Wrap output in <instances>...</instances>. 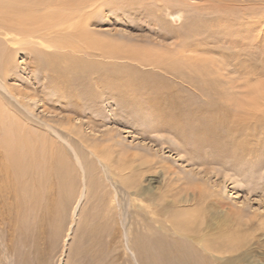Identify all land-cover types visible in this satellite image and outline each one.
<instances>
[{"label":"rangeland","instance_id":"374dc122","mask_svg":"<svg viewBox=\"0 0 264 264\" xmlns=\"http://www.w3.org/2000/svg\"><path fill=\"white\" fill-rule=\"evenodd\" d=\"M43 1L42 14L67 16L22 44L0 35V264L189 263L179 235L150 231V214L136 224L135 202L184 211L222 261L264 264V0ZM43 121L77 149L113 151V165L117 151L133 172L122 182L145 192L82 156L85 173L64 172L30 133ZM15 133L31 145L7 146ZM139 156L156 169L137 175Z\"/></svg>","mask_w":264,"mask_h":264},{"label":"bare ground","instance_id":"6f19581e","mask_svg":"<svg viewBox=\"0 0 264 264\" xmlns=\"http://www.w3.org/2000/svg\"><path fill=\"white\" fill-rule=\"evenodd\" d=\"M59 1H62V2H60V4H58ZM86 1H89L88 4H90V2H92L93 0H67V1L66 0H53V3L55 2V4H58V6H60V5L63 6L66 3L67 5H71V6L75 7V8L76 7L78 8V7H80L82 5L83 2H86ZM28 2H27V0H0V35H3L4 37L6 35L11 34V33H13L15 35H18L23 40V41H21V44H22V43H25L26 41H30L31 38H34V37H37V36L40 37V34H42L43 32L47 31L49 28H51V25L52 24H56L58 21H60L61 18H58V16L60 17V12H62V15H64L63 16V19L65 18V16H67V14L64 13L63 11H58L57 13H55L53 11H49V12H46V13L44 12V14H42L43 11L40 12V9L45 5V3H44L43 0H41V1L32 0V2H30V0H29ZM224 4H226V2H224L223 5ZM51 6H53L52 5V2H51ZM46 9H48V8H45V11H46ZM80 9H82V8H80ZM69 18H71V17H69ZM11 22H15V23H11ZM86 33H87V31H86ZM86 33H81V36L84 37L85 39H88L89 44L92 43L91 45H93V43H95V42L94 41H91V38H90L89 34L87 33L88 34L87 35ZM78 34L80 35L79 31H78ZM12 38H14V37H11V40H12ZM108 43H110V42H108ZM56 44H58V42ZM112 44L113 43H110V45H108V46H112ZM50 45L53 46L54 44L52 43ZM108 50L111 51V47L108 48ZM0 88L5 89L6 92L8 91L1 84H0ZM10 96L12 98L16 99L13 94H11ZM11 124H13V125L15 124V126H13V127L15 128L16 132L18 131V133H19L20 132L19 129L21 128V125L19 124V122L14 121ZM42 126H43L44 129L41 128V130H38L36 133L35 132L32 133V131L30 133H31L32 137L35 140L38 141V142L36 141L37 142L36 144L41 143L42 141H45V142L48 141L49 145H47V146H48L49 152H51V154L54 155L55 157L57 156L56 157L57 158V163H59V166L61 168H63L64 172H68V173L71 174V171L72 170L75 172V169L76 168H79L81 172L85 173L84 163H83V160H82V157H83L84 158V162H85V160H87L89 162L91 160H94L95 162H97L100 167L104 168V173L106 172L107 176L110 179H112L113 181L122 183L127 188V190H129L128 191L129 192V195L135 196V195H138L140 193L142 194L143 192H145L146 187L141 186L139 183L138 184L135 183V180L132 181V182L130 181L129 184H127L128 180H127L126 183L122 182V178L124 176H126V175L127 176L129 175L130 176L133 172H127V173H124L123 172L122 173V171L124 170V169H122L123 168L122 167L123 165L122 166H118V164L122 161L121 160L122 156L120 157L119 156L120 154H118L117 151L115 152L116 153L115 156L117 157V161L118 162L115 163L114 164L115 166H114L113 165V160L111 159V157L113 156V153H114L113 151L110 153L106 149V151H104V153L102 154V151L100 150V148H95V147H91L89 145H82V144H81L82 146L81 145H78V149H77L76 147L72 146V144L70 142H68V140H66L65 138H63L61 136L60 132L55 129V127H54L53 124H51V123H49L47 121H43V125ZM9 127L10 126H7L6 127V132L7 133L11 132V130L8 129ZM69 132H71V131H69ZM15 135H17V134L15 133ZM1 139H3V138H1ZM25 139L27 140V138H25ZM25 139H23V138H21V137H19L17 135L15 137H13V140L12 139L5 140V143L8 144L7 146L10 145V142L11 141L16 142L18 144H21V143L28 144V143H30V142H28L29 139L27 141ZM204 139H205V137H204ZM35 140H34V143H35ZM29 141H31V139ZM56 142H57V145H56ZM34 143H33V145H34ZM30 145H31V143H30ZM63 145H65V146H63ZM56 146H57V149L54 150V148H56ZM40 147L43 148L42 146H40ZM40 147H38V148H40ZM29 148H30V146H29ZM25 149L27 150V147ZM35 149H37V147ZM112 149H113V147H112ZM37 150H39V149H37ZM80 151H84V153H82V155H81V152ZM109 151H110V149H109ZM32 152H31V154H32ZM55 152H57V153H55ZM36 153H37V151H36ZM36 153L34 152V154H36ZM38 154L39 153H37V157H38ZM133 154L134 155H138V153H135V152H133ZM47 155H48V152H47ZM128 155H130V154H128ZM90 157H91V159H90ZM141 157H143V156H141ZM52 158H53V156H52ZM133 160H132V162H133ZM136 161H138V160H136ZM155 165H156L155 162L154 161L152 162V159L151 158L150 159H142L141 158L140 159V162H139V165L138 164L137 165L136 164L134 165V169H136L138 167L137 171L135 170V172H137V175L139 174V176L141 177L143 175L142 173H144V171L146 172L147 170H154V169H156ZM130 167L131 166L128 165L127 166V169H129ZM71 168H73V169L71 170ZM93 168H91V169L94 171L95 176H96V170L93 169ZM97 178L98 179H101L102 178L104 180L105 177L103 175H101V176L97 175ZM101 181H99V182L101 183ZM100 183H98V185ZM151 188L152 187H150V184H149V186L147 187V189L150 190ZM150 193L152 194V192H150ZM103 194H105V192ZM107 199H108V201H110L109 196L107 197ZM105 200H106V198H105ZM130 201L132 202V199H130ZM132 203H134V202H132ZM135 204H136V206H135ZM133 206H135V209L138 208L139 211L143 212V217L141 219H139V220H136V224H139L142 221L145 222L146 215L148 216V214H150V217L151 218L150 217H147V219H149V221L152 222L150 224V226H149L150 231H152L153 228H157V230L159 232L161 231L164 234H166V233H168L170 231V233L179 235L182 238V240H184V242H186L185 244H190V246L188 248V250L190 252V255L189 256H193V257L189 261V263H187V264H231V262H229L228 258L225 261L224 260L222 261V259L224 258V256H222V257H215L213 255V254H215V252H213L214 251V247L210 245V244H213V242L209 241L207 238H204V235L202 236V234L198 233L197 230H195V228H193V229L188 228L187 229V227L185 226V224H187V223L186 222H182V220L179 217L180 216L179 214L184 213V211L178 210V209H176L174 207H169L166 210H164L165 208H163L161 210V212L158 213L156 210L155 211L154 210L152 211L150 209V206H146V205L144 206L143 204H139V203L137 204L136 202L134 203ZM102 207H103V205H102ZM105 207H108V209L107 208L105 209L106 210L105 215L108 216V214H110V216H108L106 218V220L109 219L110 221H113L114 220V214H113V210L111 208L112 206H110V202H106ZM113 207H116L115 204H114ZM169 210H171V213L169 215L164 216V218H159L156 215V214H161V215L167 214V211H169ZM209 212H210L212 218L215 219L219 224H220V222L225 221L224 220V215L225 214H223V213H226V211L225 212H221V210L220 211H212V210H210ZM154 215H156V217H152ZM154 225H156V226H154ZM152 226H154V227H152ZM163 237H165V236H163L162 234L159 235L158 238H156L157 243L159 242V244H163L162 243V238ZM232 238H233V236H232ZM111 239H112V237H111ZM173 244H180V243L178 241H176ZM237 255H238L237 257H241L240 259L245 258V257H249L251 255V250L249 248H246L245 250L241 251Z\"/></svg>","mask_w":264,"mask_h":264}]
</instances>
